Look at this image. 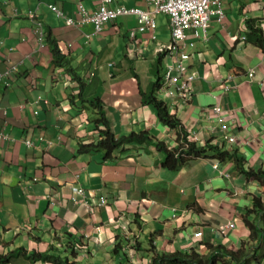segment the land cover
<instances>
[{
  "label": "crops",
  "instance_id": "1",
  "mask_svg": "<svg viewBox=\"0 0 264 264\" xmlns=\"http://www.w3.org/2000/svg\"><path fill=\"white\" fill-rule=\"evenodd\" d=\"M82 1L90 13L96 11L97 1ZM115 1L117 6L150 9L145 0ZM76 2L0 0V74L4 76L0 133L9 137V141L0 137V234L5 253L20 246L46 252L52 245L83 240L89 251L84 260L89 264L93 260L121 264L122 256L114 254L117 237H123L117 221L122 214L134 218L136 212L143 221L142 231L133 234L140 253L147 254L139 257L143 264H150L146 250L155 231H161L154 245L162 252H188L199 242L238 250L250 237L239 218L253 206L254 196L264 195L258 183L238 173L234 164H221L215 170V159H195L176 173L162 166L163 154L155 147L131 145L110 159H105L104 152L78 153L98 132L93 112L79 106L78 75L95 84L92 87L104 101L119 136L149 130L163 140L174 137L176 131L159 121L153 106L142 105L140 96L160 74L156 63L171 42L169 18H157V41L148 45L149 37L144 36L138 42L141 47L148 45L144 58L132 60L127 54V29L134 26V19L111 23L96 36L94 25L68 27L48 7L58 3L77 19ZM224 2L227 18L223 23L212 22L208 41L198 44L202 57L188 64L198 75L192 100L171 112L186 131L198 134L199 145L215 138L217 144L222 138L212 132L217 125L208 120L207 111L217 103L223 105L228 121L237 124L235 148L253 168L264 169V53L243 40L249 33L248 20H256L264 31V0ZM37 10L45 31L54 36L63 54L71 56L73 70L57 67L49 46L38 52L39 38L27 15ZM112 63L116 67H110ZM166 64L165 59L163 69ZM13 65H18L17 71L9 72ZM252 68L257 72L251 80ZM228 86L233 88L230 92H226ZM27 141L34 146L28 147ZM77 174L89 192L116 196V202L95 213L74 205L69 197ZM176 213L181 215L174 218ZM234 219L237 229L225 236L217 233ZM199 231L204 236L196 238ZM10 264L43 263L20 258Z\"/></svg>",
  "mask_w": 264,
  "mask_h": 264
},
{
  "label": "trees",
  "instance_id": "2",
  "mask_svg": "<svg viewBox=\"0 0 264 264\" xmlns=\"http://www.w3.org/2000/svg\"><path fill=\"white\" fill-rule=\"evenodd\" d=\"M225 8V5H224ZM256 20H248L250 33L249 39L256 47L264 49V32L256 25ZM46 41L51 48L54 56L55 64L65 69L73 70L72 58L70 55H65L61 51L59 44L54 36L47 33ZM161 60L157 63L160 67ZM71 73V72H70ZM76 73V72H73ZM79 83L78 98L82 104V111H91L94 114L93 122L98 124L99 139L91 144L82 145L78 153H91L95 151H104L105 159H110L114 156L116 150L124 146L133 144H147L155 145L156 150L165 155V161L162 166L171 172H180L186 163L190 160L186 157H178L179 150L169 149L163 142L157 141L155 135L149 131L131 132L127 136H119L115 133L110 120L105 111V104L102 98L97 95L92 87L94 83L85 82L83 77H76ZM95 80H92L94 82ZM96 82V81H95ZM161 88V78L151 85L148 92L141 91L142 105L153 106L157 110L159 120L166 126L173 130H177L178 137L186 136L187 132L184 130L183 122L176 116L170 114L169 105L158 98V92ZM184 155H192L194 159H215L221 164L232 162L237 171L245 175L249 180H254L259 183L264 193V170H257L251 166L247 158L242 155L240 150H227L225 148L216 146L211 141L204 145L197 143H190L188 149L184 151ZM253 207L248 209L243 215V222L250 231V237L247 241H243L238 250L228 248L223 244L206 243L200 244L190 249V251H176L174 253L161 252L154 245V240L157 235H161V231H155L149 236L151 247L146 251L150 256V264H252L253 259L257 264H263L264 255H261L260 247L264 234V229L261 228L260 223L264 220V199L260 197L253 198ZM142 218L136 212L134 221L130 227L132 233L136 230L142 231ZM117 244L114 248V254L124 259L125 262L121 264H132L128 257L127 246L131 240L135 241L133 248L135 252H141V246L135 236L128 238L117 237ZM83 245L82 241H78V247ZM77 243L68 242L66 250H61L51 246L50 249L41 253L36 250L29 251L25 247L15 249L9 254L0 253V264H8L13 259L25 258L31 262H43L44 264H84L75 252ZM200 246L205 248V252L200 251ZM260 260V261H259Z\"/></svg>",
  "mask_w": 264,
  "mask_h": 264
},
{
  "label": "clouds",
  "instance_id": "3",
  "mask_svg": "<svg viewBox=\"0 0 264 264\" xmlns=\"http://www.w3.org/2000/svg\"><path fill=\"white\" fill-rule=\"evenodd\" d=\"M95 1L98 2L97 9H96V11L94 13H90L86 9V7L84 6L83 1L82 0H77V2H76V12H77V16H78L77 19L68 16L66 14V12L60 6L57 5L58 3L57 4H51L48 7L51 10V12L54 13L55 16L58 19L64 21L68 27L80 29V28H83L86 25H90V24L94 25V27H95L94 35H96V36L101 35L105 31V28L107 26H109L111 23H114V22H117V21H120V20H130V18H133L134 19V26L127 29V40H128V44H127V54L130 56V58L132 60H138L140 58H144V53H145L146 49L148 48L149 43H155L157 41V32H158V28H159L158 21H157L158 15L163 14V15H166L169 18V21H170V24H169L170 26L169 27H170V33H171V42H170V45H167V47H166V50H165L166 51L165 52L166 54H165V56H163V58L160 59L161 60L160 67L157 66V63L159 62V60L156 63L157 70H159V73L160 74H158V79L155 82H157L161 78V88H160V90L158 92V98L161 99V100H163V101H165L169 105L170 114L173 115V116H176V115H174L171 112V109L173 111H175V109L178 108V106L180 107L181 105L183 106V105L188 104L192 100V97H193L194 84L198 80V75L196 74V72H193L189 68V65L188 64H189L190 61L193 60V58H196V57L201 58L202 57V54H200L199 51H198L199 50V48H198L199 42L201 40H203L202 42H207L208 41V32H209V30L211 28L212 22L215 19H217L218 22L223 23L224 20L227 18L226 17L227 16L226 15V10L224 8V5H225L224 0H221V2H222V9H223V16L222 17H213L212 20H211V22H210V26H209V28L206 31H204L202 29H199V30H188V31H186V38L184 40H182V41H178L174 37L173 24L171 22V17L168 14H166V13H160V14L155 15V21L157 23V29H156V31L154 33L147 31L145 33H139V34H137V36L135 38H132L131 31L137 29V27H138L137 17L134 14H129V15L120 14L119 13V10L127 9V11L140 10V11H143V12L144 11L154 12L155 11V8H154V6H152V5H150L148 3V0H145V3L150 7V9H146V8L144 9V8H139V7L127 8L126 6H122V5L121 6L120 5L117 6L116 5V1L115 0H111L110 8L109 9L112 10V11H114V12H117L118 15L116 17L111 18L110 20H108V22L104 26H102V29L101 30H98L95 23H93V22H84L83 15L80 13V8H79L80 5L83 6V8L87 12V14L90 17H92V16L94 17L99 12L100 8L103 6V3H102L103 0H95ZM53 7H57L62 13H64L65 18L58 17L57 13L53 10ZM16 15H17V12H16ZM27 15H28V18L35 25L36 34L38 35V38H39L38 39V42H39L38 52H39L41 49H43L46 46H48V43L46 41V37H47V33L48 32L45 31L44 23H43L40 15L38 14V10L37 11H30V12H28ZM68 18H71L74 21L75 24L74 25H71V26L68 25L67 24V19ZM247 27L249 29V26L248 25H247ZM257 27L260 28L259 26H257ZM260 29H262V28H260ZM249 31H250V29H249ZM249 33H247L246 36L243 37V40L244 41H247L248 43H250L251 45H253L254 47H256L253 44V42L251 41V39H249V35H248ZM144 36H148L149 37V39L146 42V44H148V45H146V47H141V45L138 42ZM257 48L260 49L264 53V49L259 48V47H257ZM187 56H188V58H187ZM165 59L167 61V64L164 65L165 68L163 69V62H164ZM168 59H169V62H168ZM180 65H183L184 67L187 68L188 75H193L194 76V80L190 82V85H189V88L187 89V91H183V92H180L179 89H178V87L179 86H182V83H183V81H185L186 77H180V80L178 82L176 80L175 83L171 84V81L173 79H175L176 77H179L178 68H179ZM109 66L110 67H116V63H112ZM17 69H18V65H13L9 69V72H15V71H17ZM256 72H257V69L256 68H252V69L249 70V77H250L251 80L255 77ZM66 73H68V72H66ZM93 76H95V74H91V78ZM3 77L4 76L2 74H0V82L4 81L3 80ZM78 77H82V76L78 75ZM231 79H232V77L229 78V80H231ZM137 80H138V78H137ZM139 87H140V85H139ZM232 89H233L232 87L228 86V87H226V92H230ZM141 91H140V96H141ZM171 92H173V95L172 96H169L168 94L171 93ZM141 100H142V98H141ZM142 102L143 101H141V103ZM147 106H150V105H147ZM217 107L221 108L222 109V114L226 116V121L224 123H221L219 121L220 116H218L215 113V108H217ZM207 117H208V120L210 122H214L217 125L212 130V132H218L221 135V138H222V140L221 141H218L217 144H214L215 143L214 141H215V139L218 140V138L213 139L212 140V143L214 145H216V146L225 148L227 150H240V149H236L235 148V146L238 144L237 138H236V133H235V130L237 129V127H235V126H237V124L234 121H232L233 124L230 121H228L229 120V114L227 113L226 108L223 105L217 103L214 106H212V107L209 108V110L207 111ZM224 125L226 126V128L228 130L226 132L223 131V130H225L224 129ZM166 127L168 129L172 130V131H176V134H175L174 137L173 136H166L163 140H160L151 131H149V130H144V131L151 132L153 135L156 136L157 141L163 142L169 149H171V150H179L178 153H177L178 157H186V158H189L190 159L189 161L195 160L192 155H190V157L184 155V151L188 149V145L190 143H197V144H199L200 142H202L201 139L199 138L198 134L195 133V132H188V131H186L184 129L187 132L186 136L183 135L182 137H178L177 130H173V129H171L168 126H166ZM133 132H135V131H133ZM99 136H100L99 133L96 132V137H94L93 138V141L92 142H89L88 144H91L93 142H96L99 139ZM0 137H1L2 140H5V141L8 140L9 141L8 135H6L4 133H0ZM231 137H234V139H235L234 142H231L230 141V138ZM28 143H30V146L28 145ZM26 144H27L28 147H33L34 146V143L32 141H27ZM219 144H221V145H219ZM83 145H86V144H83ZM133 145L147 146V147H149V146L150 147H155L154 144L153 145L133 144ZM125 147H129V146L121 147V149H123ZM118 150H120V149H118ZM97 152H104V151H97ZM79 154H83V153H79ZM88 154H90V153H88ZM161 154H163V153H161ZM198 159H204V158H198ZM164 161H165V155L163 154V162L162 163H164ZM229 163H232V162H229ZM186 165H187V163H186ZM220 165H221V163L218 160H215L214 169L215 170H218ZM257 170H259V169H257ZM260 170H264V169H260ZM222 174L225 177H227V178H231V174L225 172L224 170H223ZM75 180H76V183L73 186L72 193L70 194V197H69L70 200H71V202L74 205H81L84 208L89 209L90 212L95 213V211L97 209L105 208V207L108 206L109 203L116 202V196L107 198L103 194H100V193H98L96 191L89 192L87 189H85V187L79 182V180H80V174H77L75 176ZM251 181H254V180H251ZM254 182H256V181H254ZM256 183H258V182H256ZM258 185H259V183H258ZM260 188H261V186H260ZM80 191H82V192H80ZM261 191L263 193V189L262 188H261ZM263 195H264V193H263ZM50 197L53 198V196H50ZM254 197H256V196H254ZM260 198H263L264 199V196L263 197H260ZM252 201H253V199H252ZM177 216H179V215L176 213L174 215V218H177ZM242 220H243V218H242ZM133 221H134V218H131L127 214H122L121 217L118 219L117 222L119 223L118 225H119L120 229L122 230V234L121 235H123V237H124V235L128 236V238L134 236V234L130 230V227H131ZM233 221H235L236 224H238V220L234 219ZM0 223H1V220H0ZM123 226H126V229H124ZM199 232H202L203 233V236H204V232L203 231H199ZM199 232H197V233H199ZM196 234H195V237H196ZM82 242H83V240H82ZM134 242L135 241H132L131 240L130 244L127 246L128 257H129L130 261L132 262V264H143V261L140 260L141 253L134 251V248H133ZM199 243L197 245H200ZM197 245H195V246H197ZM52 246L55 247L56 245H52ZM58 246L59 247H57V248H61L62 251L63 250H66V249H64L66 246H64L63 244H58ZM6 247L7 246H3L2 235L0 234V248H1L0 253L1 254H5L6 255V254L11 253L15 249H18L20 247H25V246H20V247L14 248L9 253H5ZM202 247L203 246H200V248H201L200 251L201 252H205L204 251L205 248H202ZM25 248L27 250H29V251H33V250L38 251L35 248H33L31 250L28 247H25ZM85 249H86V246L84 245V242H83V245L81 247H78V242H77V246L75 248V252L79 256L78 258L80 260H82L83 262L85 261L84 259L87 258L88 254H89V251H86ZM41 253H45V252H41ZM17 259H20V258H17ZM23 259H25V258H23ZM15 260L16 259H13L10 263H12ZM25 260H27V259H25ZM27 261H29V260H27ZM29 262H31V261H29ZM10 263H8V264H10ZM32 263H35V262H32ZM36 263H39V262H36ZM40 263H43V262H40Z\"/></svg>",
  "mask_w": 264,
  "mask_h": 264
},
{
  "label": "built area",
  "instance_id": "4",
  "mask_svg": "<svg viewBox=\"0 0 264 264\" xmlns=\"http://www.w3.org/2000/svg\"><path fill=\"white\" fill-rule=\"evenodd\" d=\"M102 3L103 6L94 17H90L83 6H79L84 22L95 23L98 30H101L102 26H104L108 20L118 15L117 12L109 9L111 0H103ZM148 3L154 6V12H143L140 10L127 11V9L119 10L120 14H134L137 17L138 27L137 29L131 31L132 38H135L139 33H145L147 31L154 33L157 29L155 15L160 13H166L171 17L174 37L178 41H182L186 38V31L199 29L206 31L209 28L213 17L223 16L221 0H148ZM53 10L57 13L58 17L65 18L64 13H62L57 7H53ZM67 24L71 26L75 23L71 18H68ZM178 71L179 77L173 79L171 84L175 83L176 80L178 82L180 77H186L185 81L182 83V86H179L178 89L180 92L187 91L190 82L194 80V76L188 75L187 68L183 65L179 66ZM168 95L172 96L173 92L169 93ZM215 113L220 116L219 121L221 123L226 121V116L222 114L221 108H215ZM224 129L225 130L223 131H228L225 125ZM230 141L234 142V137H231ZM28 145L30 146V143H28ZM123 228L126 229V226H123ZM236 228V222L232 221L222 225L217 230V232L218 234L224 236L229 230H235ZM202 236V232L196 234L197 238Z\"/></svg>",
  "mask_w": 264,
  "mask_h": 264
},
{
  "label": "rangeland",
  "instance_id": "5",
  "mask_svg": "<svg viewBox=\"0 0 264 264\" xmlns=\"http://www.w3.org/2000/svg\"><path fill=\"white\" fill-rule=\"evenodd\" d=\"M159 17H164V15L163 14H160V15H158V18ZM142 98V97H141ZM110 204V203H109ZM178 210V209H177ZM179 211V210H178ZM180 212V211H179ZM181 214H179V216H180ZM239 220H240V222H243L242 221V219L241 218H239ZM260 225H261V228H263L264 229V220H262V222L260 223ZM160 235H157V242L159 241V237ZM263 238H264V234H263ZM248 239H246V240H244V241H247ZM196 245H197V243H196ZM198 246V245H197ZM55 247H59V246H55ZM260 247H264V239L262 240V243H261V246ZM162 252V251H161ZM147 254L146 253H142L141 254V258L143 257V256H146ZM261 255H264V248H262V250H261ZM92 263L93 264H99V261H95V260H93L92 261ZM84 264H89V262L88 261H84ZM252 264H257V262H256V260L255 259H253V261H252ZM263 264H264V261H263Z\"/></svg>",
  "mask_w": 264,
  "mask_h": 264
},
{
  "label": "bare ground",
  "instance_id": "6",
  "mask_svg": "<svg viewBox=\"0 0 264 264\" xmlns=\"http://www.w3.org/2000/svg\"><path fill=\"white\" fill-rule=\"evenodd\" d=\"M260 261V260H259Z\"/></svg>",
  "mask_w": 264,
  "mask_h": 264
}]
</instances>
